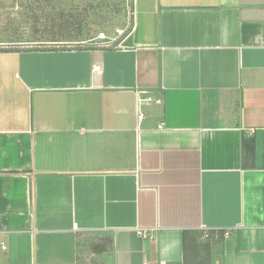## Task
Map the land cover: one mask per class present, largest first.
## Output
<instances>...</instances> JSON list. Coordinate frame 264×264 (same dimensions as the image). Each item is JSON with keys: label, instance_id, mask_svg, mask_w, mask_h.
Listing matches in <instances>:
<instances>
[{"label": "crops", "instance_id": "0c3cea01", "mask_svg": "<svg viewBox=\"0 0 264 264\" xmlns=\"http://www.w3.org/2000/svg\"><path fill=\"white\" fill-rule=\"evenodd\" d=\"M130 12L0 50V264H264V0Z\"/></svg>", "mask_w": 264, "mask_h": 264}, {"label": "rangeland", "instance_id": "374dc122", "mask_svg": "<svg viewBox=\"0 0 264 264\" xmlns=\"http://www.w3.org/2000/svg\"><path fill=\"white\" fill-rule=\"evenodd\" d=\"M130 0H0V48H119Z\"/></svg>", "mask_w": 264, "mask_h": 264}, {"label": "built area", "instance_id": "2783aa9c", "mask_svg": "<svg viewBox=\"0 0 264 264\" xmlns=\"http://www.w3.org/2000/svg\"><path fill=\"white\" fill-rule=\"evenodd\" d=\"M151 99H149V98H147V99H140V98H138V100H137V105H138V107L139 106H141V104L143 103V102H149ZM142 119V115L141 114H139L138 115V120H141Z\"/></svg>", "mask_w": 264, "mask_h": 264}, {"label": "trees", "instance_id": "16d2710c", "mask_svg": "<svg viewBox=\"0 0 264 264\" xmlns=\"http://www.w3.org/2000/svg\"><path fill=\"white\" fill-rule=\"evenodd\" d=\"M0 50H2V49H0Z\"/></svg>", "mask_w": 264, "mask_h": 264}]
</instances>
